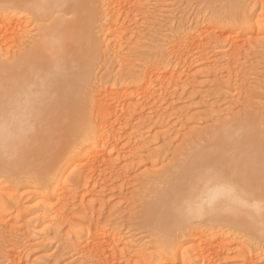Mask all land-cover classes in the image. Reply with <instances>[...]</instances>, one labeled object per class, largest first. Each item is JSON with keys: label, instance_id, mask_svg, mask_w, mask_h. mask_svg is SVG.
Masks as SVG:
<instances>
[{"label": "bare ground", "instance_id": "bare-ground-1", "mask_svg": "<svg viewBox=\"0 0 264 264\" xmlns=\"http://www.w3.org/2000/svg\"><path fill=\"white\" fill-rule=\"evenodd\" d=\"M149 1L151 3V0H59L67 7L60 11L59 23L49 25L48 20L56 16V13H52L40 21L37 20L33 11L26 7L36 0H0V67L6 63L13 64L15 62L16 64L31 65L40 73L55 72V79L49 84L34 78L32 75H28L27 82L22 80L18 84H8L5 78L0 75V186L4 187V178H13V182H27V179L28 181L29 178L32 179L33 198L39 207L38 210L42 211L44 220H53L54 216L57 217L54 213L66 214L63 211L65 210L63 209L65 203L61 207L55 205V199L59 200L58 197L62 190H65L64 199L67 202L75 197L76 186L80 183L82 186L89 184L87 172L95 165L92 158L102 151L105 153L108 137L112 141L111 136H114V139L117 134L122 133L115 127L113 121H110L113 115L117 117V114L120 115V109L127 108L128 114L125 118L128 116L130 118L133 116V112L141 110V108L133 109L134 106L142 102L141 99L152 100L149 99L152 96L153 100H158L153 95L155 92L157 94V88H163L165 91V85L160 88L161 82L166 84V87L168 85L170 87V85L177 84L184 76H188L180 68L185 66V63L187 64L185 62L187 59L188 61L191 60L189 58L192 57L193 53L191 57H188L191 53V50L190 52L188 50L189 46L190 49L195 46V49L192 50H198L203 56L209 53V55L213 54L217 57L218 52L214 51L215 47L220 49L218 46H221L222 43L228 44L226 51L216 60L219 62L217 72H226L224 73L225 85H223L229 86V83L233 82L234 75L237 80L240 78L239 72L242 74L239 69L245 63L244 60L246 61L243 56L246 43L250 44V41L258 39L261 34H264V17L261 15V11L264 9V0H252L254 1L253 5L249 1L246 2L247 0H222L221 3L209 9L207 18L204 17L194 27H189L190 29L187 26L185 28L184 20L177 18L175 34L172 35L175 37V43H171L173 46L171 48L169 46L171 41L167 42L168 46L154 44L157 46L156 52L148 53L145 60L140 65L137 64L140 66L139 69L135 70L133 67L125 66L126 68L123 67L124 69H121L114 76L112 75L113 77H107L108 79L105 81L99 80L94 70L100 43H105L104 46L106 44L109 46L111 42H114L115 45H122L125 35L132 29L131 25L125 26L128 19L124 22L123 16L133 13L134 10H139L143 6H149ZM49 2H57V0H49ZM146 2L148 3L147 6L144 5L147 4ZM128 3L130 6L127 7ZM5 4L12 5V7H2ZM151 4L149 7L153 5ZM161 4L163 3H160V6ZM164 4L166 3L164 2ZM234 5L258 6L261 9L247 8L249 22L243 30V34L239 29L233 30L231 25V19L238 11L237 8L233 7ZM239 11L243 12L244 9H239ZM129 18L133 22L134 17L132 19V16H129ZM41 23L44 24V28L38 26ZM27 25H33V34L26 27ZM23 28L28 30L23 31ZM45 28L48 29L47 35ZM128 28L131 29L128 31ZM21 29L22 34L26 32L23 34L24 36L30 33L26 40H23V35L20 34L19 30ZM57 31L63 38V52L58 57L61 62L58 70L57 58L50 55L44 46L48 36ZM114 43L110 45V49L111 46L113 48ZM105 47L107 49V46ZM116 48L114 47V50L118 53ZM209 55L206 56L210 58ZM121 63L123 62L118 63V66ZM220 63L224 64L220 65ZM181 64L182 67H180ZM157 81L159 84L155 89L156 91L152 90L153 83ZM137 93L141 95L138 100L141 101L136 104L134 100L135 105L132 103V97L139 98ZM159 95L158 93L157 96L160 97ZM130 99L132 100L130 101ZM145 101L143 100V104H147ZM142 106L141 104L139 107ZM154 108L152 111L155 110ZM156 112L152 113L156 114ZM38 113L40 114L39 119L37 118ZM155 114L154 116L158 119L163 117H160L161 114ZM161 119L165 120L164 117ZM161 119L159 121L163 122ZM146 120L144 119L142 123ZM222 123H218L211 130L189 141L183 152H180L179 156L176 155L175 162L167 168L166 175L159 178L158 183L160 181L161 184H164L181 158L189 156L202 145L211 146L222 156L232 154L239 157L249 144L259 143L262 133L253 120L235 117ZM121 129L124 128L121 127ZM122 137L120 138L123 141ZM114 141L112 142L117 144L120 139L117 137V142ZM121 144L123 143L119 145ZM131 153L133 151L129 154L131 155ZM216 187L215 184L201 182L194 178L191 187L187 190L188 206L192 210H196L200 206L207 207L214 204V210L202 216H194L191 219L168 222H161L160 220L155 199L160 188L155 190L152 193L155 194L152 195L153 198L150 197L151 200L145 201L147 203L140 219V223L146 227V230L149 229L150 232H147L153 237L151 238L153 239L152 244L151 240L149 242L150 251L146 253L143 252V249L137 255L138 258L134 261L131 260V263L193 264L191 259L194 258L201 261V264H211L214 258L220 257L217 254L220 250L228 253L234 244H238L235 246V257L238 264H264V245L261 244L258 223L254 224L249 220L250 216L257 215L255 210H240L241 214L237 215L235 206L227 196L216 191ZM5 189L4 187V192ZM9 194L7 195L10 197ZM147 198L150 199L149 196ZM3 199L4 197L0 194V214L8 211L3 207ZM69 201L68 203H70ZM62 211L63 213H61ZM91 215L93 218V214ZM90 217L84 220L86 228L83 227L84 230L82 231L86 237L85 241L82 240L84 236L76 233L71 237L68 236L70 239H66L65 248H67L68 253L76 254L77 260H80L79 264H113L115 259H120L119 256L124 254L123 245L120 246V244L125 238L122 235L125 234H122L121 228L109 232L103 228L105 226H102L99 221ZM64 223H66L65 220ZM28 225L35 227L33 221H29ZM28 225L26 224V226ZM241 225H248V227L245 229ZM33 227H30L33 230L24 232L30 238L35 236L31 233L35 231ZM59 228L57 227L55 232H58ZM16 232L18 231L16 230ZM19 235L22 237V234ZM0 238H2L1 235ZM5 238V241L1 240V242L8 243L6 245L9 246L7 249L10 251L1 250L0 253L4 252V256H9L6 257L10 264H20L16 258L19 254L15 247L20 236L16 237L18 239L15 237H13L14 239ZM3 245L1 247L5 248L6 245ZM217 246L220 249H217ZM119 250L121 253L118 252ZM2 261L0 262L2 263Z\"/></svg>", "mask_w": 264, "mask_h": 264}, {"label": "rangeland", "instance_id": "rangeland-1", "mask_svg": "<svg viewBox=\"0 0 264 264\" xmlns=\"http://www.w3.org/2000/svg\"><path fill=\"white\" fill-rule=\"evenodd\" d=\"M221 1L222 0H151L153 5L149 1V6L151 4L153 7L147 6L148 3L146 2L147 4L144 5L147 7L143 6L139 10H134L133 13L126 14V16L122 15L124 18L127 17L125 20L122 17L124 22L128 19V23L126 22L125 26L131 25L132 29H130L132 31L128 28L130 32H127L120 46L111 42L110 45L114 43L113 48L111 46L110 49V45L108 46L106 44V49L104 46L105 43H100L94 70L97 78L99 77V80L105 81L113 77L121 69L129 66L137 70L138 67L140 68L139 65L145 60L148 53L156 52L157 46L154 44L167 45L168 41H171L169 42L170 44L175 43V37H172V35L174 36L175 34L174 31L178 19L184 20L183 23L185 24V28L188 27V29H190L189 27H194L195 24L202 21L204 17L207 18L209 9L221 3ZM248 1L251 5L254 4V1L247 0L246 2ZM164 2L166 4H164ZM160 3L164 5L161 4L160 6ZM157 4L159 5L157 6ZM128 6H130L129 3L127 7ZM163 6H165V8H162ZM254 8L260 9L258 6ZM258 10L255 11L258 12ZM129 16H132V19L134 17L133 22L130 20L131 17L129 18ZM194 21L196 22L194 23ZM28 25L26 27H28L29 31L31 30V34H33V25ZM23 29V31H25V29L28 30L27 28ZM19 31L20 34H22V29ZM27 36H30V33ZM27 36L23 35V40H26ZM156 38L157 41H155ZM170 44L169 46L171 48L173 45ZM221 46H218L220 49L215 47L214 51L218 52L217 57L222 56L228 44L222 43ZM114 47L118 48H116V50L119 51L118 53L114 50ZM188 48L189 52L191 50L188 57H191L193 53L192 57L189 58L191 60L188 61L187 59L185 61L187 64L185 63V66L181 64L180 66H183L180 69H183L184 74L188 76L183 75L184 77L181 78L182 80L180 79L181 81L179 80L177 84H174L175 86L177 85L176 87L174 85H170V87L168 85V87H166V84H162L161 80H158L161 82L160 88H162V85H165V91L163 88H157L159 84L158 81L153 83L155 86L154 88L152 85V90L156 88V90H158L157 94H155L156 90L154 91L153 97L155 96L159 101L157 99L153 100L152 96H150L151 98L149 97V99L152 100L145 101V99H147L145 98L141 99L142 102H140L141 100H138L141 98V95L137 93L139 98L132 97L133 100L130 99V101L132 100L133 104H135V101L136 104L140 102L138 105L135 104L137 107L133 105L135 107H133V109L141 108V110L139 111L136 109L137 111L135 112L137 114L133 112L135 114L131 116L133 118H129V116L125 118L128 114L127 108L120 109V115L117 114L119 117L113 115L110 121H113L115 127L122 133L120 134L117 132L120 136L117 134L118 136H115L116 139H113L114 136H111V139L117 142L118 137L120 141L116 144L113 143L109 137L107 138L108 142L106 143L107 148H105V153H102V151L97 154L99 158L97 155L94 157L96 159L92 158L95 165L87 172L89 184L82 186L80 183L78 185L79 187L76 186V195L71 201H69L70 199L68 200L70 203H68V201L65 202V190H62V193L59 194V200L55 199L56 202L58 201L57 203L54 200L55 205H57L56 207H61L62 204L65 203L63 207L65 210L63 211L66 212V214L63 213V211L61 213L64 215L54 213V215L57 216H54L55 219L53 217V220H44L43 213L38 210L39 207L36 205L33 198L34 191L31 187L32 179L29 178V181L27 179V182H13V178H4L5 192H9L10 194L5 193L3 190L4 187L0 186V189L3 188L0 190V194L4 197L3 207L8 209L7 213L0 214V232L5 230V232L0 234L2 237L0 238V242L1 240L5 241V237V239H9L20 236V240L17 241L16 239L18 238L15 239L18 242L16 243L18 246H15L17 248L16 252H18L20 256V258L19 256L16 258H18L17 261H19L20 264H79L80 260H77L78 257H76V254L71 252L68 253L67 248H65L66 239H70L68 236L71 237L77 233L84 236L82 240L85 241L86 237L82 231L86 228L84 220L89 216L92 218L91 214H93V220L99 221L102 226H105L103 227L105 230L112 232L116 230V228H121L123 230L122 234H125L122 235L123 238L124 236L125 238L120 244V246L123 245L122 250L124 256L120 255V259H115V263L113 262V264H132L131 260H136L138 258L137 255L143 249V252L146 253L150 251L149 242L151 240L152 244L153 241V239H151L153 238L152 235L150 236V233H148L150 232L148 231L149 229L147 228L148 230H146V227L140 223L142 211L147 203L145 201H149L153 198L155 194L152 193L161 186L160 181V184L158 183L159 178L166 175L167 168L170 164L175 162L176 155L179 156L180 152H183L187 143L208 130H211L217 126L218 123L230 121L235 117H241L244 118V120H253L260 132H264V34H261L260 38L250 41V44L246 43L243 49V56L244 59L246 58V61L244 60L245 63L242 61L244 64H242L243 66L239 69V71H242V74L239 72L240 78L237 80L233 74L235 79L232 77L233 82L231 81L229 86H224L226 79L224 73L226 72H217V64H219L216 60L217 57L213 56L212 53V55H209V53L205 54V56L209 55L210 58H208V56L205 57L201 55L198 50H192L195 49V46L193 48L191 46L192 49H190V46ZM115 53L117 54L116 56ZM118 54L121 55V60H119L120 57ZM121 61L123 63L118 66V63ZM222 64L220 63V65ZM158 93L160 97L157 96ZM137 94L134 95L136 96ZM143 100L147 102V104H143ZM141 104L143 106L139 107ZM152 105L153 108L156 106L154 111L158 112H156L157 115L161 114L160 117L163 116L166 120H164L165 122L161 119L163 117L158 119L154 116L155 113H152L154 112L152 111ZM115 117L117 121H115ZM144 119H147L145 121L146 124L145 122L142 123ZM160 119L163 122H160ZM121 127L124 129L120 130ZM120 137H122L123 141ZM120 143L123 144L119 145ZM113 147H115V149H113ZM129 151H133V153L130 155ZM109 159L110 161H108ZM7 194L13 195V197H9ZM83 194L84 196H82ZM148 196L152 198L148 199ZM120 197L124 198L122 199ZM72 201L73 203H71ZM25 219L27 220V225L29 221H33L35 227L32 225L26 226ZM64 220L66 223H64ZM49 223H51V225H49ZM9 226L12 227L10 228ZM3 227H5V229H2ZM30 227H33L35 230L31 232L35 234V236H31V238L29 235L27 236L25 234L28 230L32 229ZM57 227L59 230L55 232ZM11 230L13 231L10 232ZM16 230L18 232H16ZM19 234H22V237ZM23 235L26 236L24 237ZM3 241L1 244L5 243V245H8V243ZM123 243H125L128 248L124 247L125 244ZM7 245L5 246L6 249L0 246V251H10V249H7L9 248ZM237 245L238 244H234V246L231 245L233 247L230 248L231 250L230 252L228 251V253L220 250V252L217 253L220 257L214 258V256V259L212 258L213 263L211 264H238L235 257V246ZM218 246L217 249H220L219 247L221 245ZM118 252L121 253L120 250ZM3 253H0V261L3 259L4 261L0 263L10 264L7 258L9 256L6 255V257ZM193 259L194 258L191 259L193 264H201V261Z\"/></svg>", "mask_w": 264, "mask_h": 264}, {"label": "snow or ice", "instance_id": "snow-or-ice-1", "mask_svg": "<svg viewBox=\"0 0 264 264\" xmlns=\"http://www.w3.org/2000/svg\"><path fill=\"white\" fill-rule=\"evenodd\" d=\"M2 7L9 8L12 5L5 4ZM31 9L37 20L42 21L52 13H56L48 24L59 23V13L67 7L66 4L59 2H49V0H36V2L26 5ZM238 11L231 19L233 30L239 29L241 34L249 22L247 13L250 5H234ZM239 9H244L243 12ZM264 17V10L261 11ZM39 27L44 28L41 23ZM48 29L45 28L47 35ZM48 53L57 58V70L60 67L58 57L63 52V38L59 31L48 36L44 45ZM27 68V71H26ZM0 75L5 78L8 84H18L20 81L27 82L28 75L42 80L49 84L55 79V72L40 73L31 65L24 63H6L0 67ZM40 114H37L39 119ZM201 182L215 184L216 191L223 193L235 206L237 215L240 210L254 209L256 216H250L254 224L258 223L261 244L264 245V132L260 137L259 143H251L246 150L239 156L228 154L222 156L214 148L208 145L198 147L192 154L181 158L173 172L169 175L166 182L161 184L156 193V203L160 214L161 222L171 220L191 219L194 216H202L214 210V204L207 207L200 206L192 210L188 206L187 190L191 187L193 179ZM247 228L248 225H241Z\"/></svg>", "mask_w": 264, "mask_h": 264}]
</instances>
